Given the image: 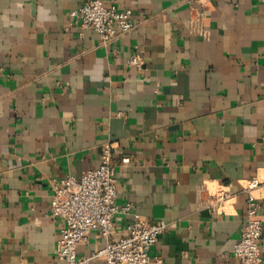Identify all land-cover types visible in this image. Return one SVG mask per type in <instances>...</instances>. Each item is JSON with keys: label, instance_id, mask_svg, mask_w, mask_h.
<instances>
[{"label": "crops", "instance_id": "1", "mask_svg": "<svg viewBox=\"0 0 264 264\" xmlns=\"http://www.w3.org/2000/svg\"><path fill=\"white\" fill-rule=\"evenodd\" d=\"M107 1L136 23L110 44L71 24L85 0H0V264H63L51 179L81 178L107 143L117 203L132 204L113 238L138 214L168 223L150 264H244L254 178L264 221V2ZM219 189L231 197L209 207ZM106 242L94 230L79 255Z\"/></svg>", "mask_w": 264, "mask_h": 264}, {"label": "built area", "instance_id": "2", "mask_svg": "<svg viewBox=\"0 0 264 264\" xmlns=\"http://www.w3.org/2000/svg\"><path fill=\"white\" fill-rule=\"evenodd\" d=\"M196 1L202 3L206 0ZM133 17L132 8L120 9L107 0H85L81 6L70 11L71 24L82 29H94L104 44H110L131 31L136 24ZM142 62L141 51H136L129 58V63L137 67ZM115 154L114 143H107L103 147L99 166L85 171L81 178L70 175L51 179L50 216L61 221L56 258L63 264H90L98 257H104L107 264H150L152 247L168 228L165 220H144L135 214L124 233L118 238L112 237L115 217L132 210L131 203L121 205L116 200ZM122 161L129 163L130 158L123 157ZM259 184V180L254 178L247 185L246 220L241 237L233 247V254L244 264L262 261L264 221L260 214V202L252 192ZM231 195L227 189L217 190L212 194L209 207L216 208ZM94 230L107 239L105 247L90 256H80L79 246L88 240ZM156 260L162 261L160 257Z\"/></svg>", "mask_w": 264, "mask_h": 264}]
</instances>
